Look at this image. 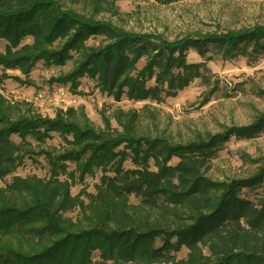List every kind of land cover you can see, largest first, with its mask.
Listing matches in <instances>:
<instances>
[{
  "label": "trees",
  "instance_id": "obj_1",
  "mask_svg": "<svg viewBox=\"0 0 264 264\" xmlns=\"http://www.w3.org/2000/svg\"><path fill=\"white\" fill-rule=\"evenodd\" d=\"M78 1L0 0V82L8 70L29 79L39 61L63 66L75 53L73 69L58 82L76 88L88 76L116 101H161L208 71L204 62L188 61L190 49L202 58L264 55V25L169 40L96 20L74 6ZM97 35L101 42L89 45ZM16 111L0 92L1 179L23 161L14 135L42 144L58 133L65 147L56 156L45 153L49 177L15 176L0 187V264H264V159L241 176L210 174L213 156L232 136L264 133V112L248 125L175 142L142 133L140 113L131 109L112 115L116 127L103 114L100 129L71 109L53 118ZM69 162L75 170L68 171ZM99 169L94 192L72 195L70 178L84 180ZM75 210V218L68 215Z\"/></svg>",
  "mask_w": 264,
  "mask_h": 264
},
{
  "label": "rangeland",
  "instance_id": "obj_2",
  "mask_svg": "<svg viewBox=\"0 0 264 264\" xmlns=\"http://www.w3.org/2000/svg\"><path fill=\"white\" fill-rule=\"evenodd\" d=\"M74 6L93 13L96 20L123 30L156 33L169 40L194 31L212 32L264 25V0H79ZM102 38L101 35L91 37L88 44L97 45ZM31 41L29 37L24 43ZM4 46L5 42L1 41L0 50H4ZM76 58L74 53V58L63 66H48L39 61L29 79H25L18 70H8L11 76L0 82V92L17 113L24 114L29 108L32 112L53 118L57 111L66 113L71 109L82 123L89 121L97 129L104 127L103 114L111 116V123L116 127L112 116L115 112L119 109L136 110L140 113L142 133L166 136L175 142H185L200 134L220 133L235 125H248L264 112V55L255 59H226L210 52L202 58L196 50L190 49L188 61L204 62L208 71L176 95L164 97L161 101H133L126 97L116 101L113 96L100 91L96 81L88 76L80 78L76 88L70 83L58 82V77L73 69ZM145 62L143 57L137 64L138 68H142ZM60 91L66 92V102L59 98ZM13 139L19 145L23 161L14 173L0 178V187L6 186L15 176L49 177L51 168L46 155L56 156L65 147L58 133H52L42 144L30 138L23 141L16 135ZM257 159H264V133L253 138L232 136L213 156L210 174L220 180L241 176L257 166ZM177 161L178 158L173 157L170 163ZM67 164L68 171L75 170L74 163ZM133 165L131 159L124 162L126 168ZM100 175L99 169L84 180L77 175L74 180L70 178L72 195H77L82 189L94 192ZM65 177L66 174L62 173L61 178ZM77 214L78 210L68 213L73 218ZM186 252L183 249L178 256L184 257ZM98 258V252L94 253V260Z\"/></svg>",
  "mask_w": 264,
  "mask_h": 264
},
{
  "label": "built area",
  "instance_id": "obj_3",
  "mask_svg": "<svg viewBox=\"0 0 264 264\" xmlns=\"http://www.w3.org/2000/svg\"><path fill=\"white\" fill-rule=\"evenodd\" d=\"M59 98H60L62 101L66 102V92H64V91H60V92H59Z\"/></svg>",
  "mask_w": 264,
  "mask_h": 264
}]
</instances>
